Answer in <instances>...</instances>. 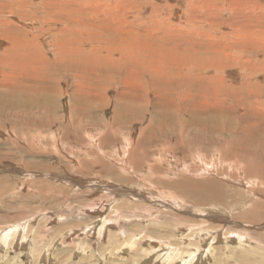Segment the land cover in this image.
Segmentation results:
<instances>
[{"label": "rangeland", "instance_id": "1", "mask_svg": "<svg viewBox=\"0 0 264 264\" xmlns=\"http://www.w3.org/2000/svg\"><path fill=\"white\" fill-rule=\"evenodd\" d=\"M45 1L0 0V264H264V0Z\"/></svg>", "mask_w": 264, "mask_h": 264}, {"label": "bare ground", "instance_id": "2", "mask_svg": "<svg viewBox=\"0 0 264 264\" xmlns=\"http://www.w3.org/2000/svg\"><path fill=\"white\" fill-rule=\"evenodd\" d=\"M61 1H64V3H62L63 5L65 4V0H61ZM199 1V0H198ZM57 2H59V1H57ZM107 2V1H106ZM97 3H98V1H97ZM100 4V3H99ZM113 4V3H112ZM117 5H118V3H116ZM41 5H43L44 7H47V8H49V11H46L45 13H46V16L48 15V17H50V19H51V21L52 22H54V23H57L55 20H54V18L55 17H53V16H55V15H58L59 14V12L56 10V8H55V3H50L49 2V0H46L45 1V3H43V4H41ZM58 5V4H57ZM62 5V6H63ZM66 5H68V4H66ZM97 5V4H96ZM124 5V4H123ZM69 6V5H68ZM97 7V6H96ZM43 8V7H42ZM41 8V9H42ZM65 8V7H64ZM71 9V8H70ZM69 9V10H70ZM84 9V8H83ZM15 10V9H14ZM63 10V9H62ZM191 10V9H190ZM189 10V11H190ZM21 11V10H20ZM65 11H66V9H65ZM64 11V12H65ZM75 11V10H74ZM15 12V11H14ZM37 11H35V13H36ZM71 12V11H70ZM77 12V11H76ZM75 12V13H76ZM11 13V12H10ZM9 13V14H10ZM41 13V12H40ZM60 13H61V11H60ZM63 13V12H62ZM61 13V14H62ZM66 13V12H65ZM64 13V14H65ZM86 13V12H85ZM110 13V11H108V14ZM14 14V13H13ZM67 14V13H66ZM72 14V13H71ZM74 14V13H73ZM81 14V13H80ZM37 15V14H36ZM75 15V14H74ZM76 15H78V14H76ZM109 15H111V14H109ZM60 16H62V15H60ZM112 16V15H111ZM191 16V15H190ZM12 17V16H11ZM19 17V16H18ZM39 17V16H38ZM48 17H46V18H48ZM72 17H73V15H72ZM78 18H79V15L77 16ZM82 17V16H81ZM80 17V18H81ZM97 17H99V16H97ZM106 17V16H105ZM45 18V17H44ZM74 18V17H73ZM13 19V18H12ZM42 19V18H41ZM60 19V18H59ZM63 19V18H62ZM191 19V18H190ZM22 20V19H21ZM65 20V19H64ZM74 21H75V19H73ZM156 20H157V18H156ZM196 20V19H195ZM25 21V20H24ZM44 21H46V20H44ZM23 22V21H22ZM30 22V21H29ZM51 22V23H52ZM83 22V21H82ZM85 22H87V24H90L88 21H85ZM117 22V21H116ZM46 23V22H45ZM50 23V22H49ZM63 23V22H62ZM65 23H66V20H65ZM112 23H115V22H112ZM118 23V22H117ZM47 24V23H46ZM86 24V23H85ZM98 24V23H97ZM8 25H9V22H8ZM42 25V24H41ZM45 25V24H44ZM48 25V24H47ZM46 25V26H47ZM43 26V25H42ZM66 26V25H65ZM83 26V25H82ZM110 26V25H109ZM155 26V25H154ZM39 27H40V25H39ZM44 27V26H43ZM52 27V26H51ZM71 27V26H70ZM70 27H69V25H67L66 27H65V29L64 30H60V31H56V33L54 32V31H51V32H53V33H55L56 35H58V36H60V35H63V36H65V35H69V34H71V32L73 31L72 29H70ZM94 27V26H93ZM121 27V26H120ZM40 28H42V27H40ZM39 28V29H40ZM83 28V27H82ZM82 28L81 29H78L77 31H80V30H82ZM108 28V27H107ZM107 28H105V29H107ZM38 29V28H37ZM41 30V29H40ZM51 30H52V28H51ZM55 30H57V29H55ZM48 31V30H47ZM91 31V30H90ZM107 32V31H106ZM49 33V32H48ZM77 33V32H76ZM93 33V32H92ZM138 33V32H137ZM52 34V33H51ZM91 34V33H90ZM110 34V33H109ZM180 34V33H179ZM54 35V34H53ZM117 36V35H116ZM136 36V35H135ZM241 36H244V37H246L247 39H253L254 40V38H248L245 34H243V35H241ZM66 37V36H65ZM115 37V36H114ZM239 37H240V35H239ZM239 37H237V38H239ZM257 37H259V35L257 36ZM144 38V37H143ZM117 40V39H116ZM144 40V39H143ZM242 40V39H241ZM244 40V39H243ZM246 40V39H245ZM254 41H258L256 38H255V40ZM157 42H160V41H157ZM239 42H241V41H239ZM238 42V43H239ZM243 42V41H242ZM247 42V41H246ZM140 45H142V43L141 42H138ZM225 43V42H224ZM131 43L129 42V45H130ZM162 44V43H161ZM235 44H236V42H235ZM247 44V43H246ZM249 44H252L251 42H249ZM128 45V44H127ZM128 45V46H129ZM132 45V44H131ZM237 45V44H236ZM211 46V45H210ZM242 46V45H241ZM239 47V48H243V47ZM134 48H136L137 46H133ZM121 48V47H120ZM123 48V47H122ZM125 48H128L129 49V47H125ZM131 48V47H130ZM168 49V48H167ZM218 49V48H217ZM119 50V49H118ZM126 50V49H125ZM131 50H135V49H131ZM137 50V49H136ZM140 50L142 51V50H144V48H143V46L142 47H140ZM120 51V53H121V50H119ZM123 51V50H122ZM128 51V50H127ZM149 54H151V56H153V57H151V59L150 60H153L154 61V63H156L157 64V66H158V68H157V66H156V68H154L155 67V65H154V67H153V69L158 73V74H160V73H164L166 76H168L169 75V73L168 72H166L165 70H164V67H166V65L167 64H165L164 65V63L166 62L165 61V59L166 58H164V46H160V47H158V48H150L149 50ZM170 51V50H169ZM69 52H73V51H71V50H68V51H65L64 50V53L66 54V55H68L69 54ZM117 52V51H116ZM129 52V51H128ZM140 52V51H139ZM179 53L178 52V50H176V49H173V50H171L169 53H172V55L174 56V54L175 53ZM58 53V52H57ZM131 53V52H130ZM141 53V52H140ZM148 53V52H147ZM227 53V52H226ZM229 53H231V51H229ZM60 54V53H59ZM110 54H111V52H110ZM145 54H146V52H145ZM144 54V55H145ZM222 54V53H221ZM233 54V53H232ZM124 55V54H123ZM128 55V54H127ZM130 55H132V54H130ZM135 55V54H134ZM180 55V54H179ZM178 55V56H179ZM65 56V55H64ZM75 56H78V52L76 51L75 52ZM95 56V55H94ZM121 56V55H120ZM126 56V55H125ZM182 56V55H181ZM223 56H225V55H223ZM228 56V55H227ZM230 56V55H229ZM123 57V56H122ZM148 57V56H147ZM168 57H170V55L168 56ZM231 57V56H230ZM65 58V57H64ZM149 58H150V56H149ZM164 58V60L163 61H165L164 63H163V61H162V59ZM172 58V57H171ZM170 58V59H171ZM182 58V57H181ZM183 58H185L184 56H183ZM182 58V59H183ZM226 57H224V59H225ZM123 59V58H122ZM133 59H134V57H133ZM174 59H176L175 60V62H182L180 59H178V58H176V57H174ZM86 60V59H85ZM85 60H84V62H85ZM124 60H125V58H124ZM123 60V61H124ZM127 61H128V59H126ZM129 61H131L132 62V60H130L129 59ZM135 61V60H134ZM169 61V60H168ZM198 62H200L199 60H197ZM206 61V60H205ZM209 61L211 62V60L209 59ZM208 61V62H209ZM99 62V61H98ZM152 62V61H151ZM174 62V63H175ZM228 62V61H227ZM86 63H88V64H91V61L89 60V61H87ZM112 63V62H111ZM145 63H147L146 61H145ZM167 63V62H166ZM189 63V62H188ZM202 63V62H201ZM229 63V62H228ZM235 63V62H234ZM114 64V63H113ZM112 64V65H113ZM133 64V63H132ZM137 64H139V63H137ZM172 64V63H171ZM175 64H177V63H175ZM206 64V63H205ZM236 64V63H235ZM98 66V65H97ZM102 66V65H101ZM121 66V65H120ZM133 66V65H132ZM136 66V65H135ZM173 66H174V64H173ZM142 67V66H141ZM144 67V66H143ZM227 67V66H226ZM144 68H146V66L144 67ZM168 69V68H167ZM225 69V68H224ZM85 71V70H84ZM182 72V71H181ZM227 72H231V70L229 69ZM232 73V72H231ZM151 74H152V72H151ZM190 74V73H189ZM240 74V73H239ZM185 79V78H184ZM166 80V79H165ZM136 81H138V80H136ZM135 81V82H136ZM161 81V80H160ZM164 81V80H163ZM166 84V83H165ZM178 86V85H177ZM80 87V86H79ZM180 88V87H179ZM233 94H236L235 92L233 93ZM93 95V94H92ZM237 95V94H236ZM138 100V99H137ZM133 106V105H132ZM238 106V105H237ZM91 107V106H90ZM73 110V109H72ZM71 110V111H72ZM179 111V110H178ZM248 111V110H247ZM246 111V112H247ZM172 112H173V110H172ZM253 112V111H252ZM248 113V112H247ZM253 114H255V113H253ZM248 125H250V124H248ZM245 126V125H244ZM248 127V126H247ZM249 137V136H248ZM248 139V138H247ZM244 140H246L245 138H244ZM253 141H251V143H252ZM127 145V144H126ZM127 147V146H126ZM125 149V148H124ZM123 150V149H122ZM119 152V151H118ZM121 152V151H120ZM84 153V152H83ZM120 154H122V153H120ZM104 156H106V155H104ZM219 158V157H218ZM220 159V158H219ZM226 158H224V160H225ZM118 160V159H117ZM237 162V161H236ZM207 163V162H206ZM210 166V165H209ZM262 167V166H261ZM258 168V167H257ZM262 169H263V167H262ZM34 218V217H33ZM29 225V224H28ZM224 226V225H223ZM217 227V226H216ZM102 230V229H101ZM3 231H6L5 229L3 230ZM2 231V232H3ZM4 233V232H3ZM8 233V232H7ZM31 234V233H30ZM10 235V234H9ZM13 236V235H12ZM20 236V235H19ZM8 237V236H7ZM10 237V236H9ZM2 238H3V241H2V243H0V244H4V243H6L5 241H6V234H3L2 235ZM10 238H13V237H10ZM236 240H238V239H236ZM29 242V241H28ZM4 247V246H3ZM120 249H121V247H120ZM208 249V248H207ZM162 250H165V249H162ZM172 250V249H171ZM161 251V250H160ZM173 251V250H172ZM204 251V250H203ZM162 252V251H161ZM167 252V253H166ZM171 252V251H170ZM195 253V252H194ZM169 252H168V250L166 251L165 250V252H163V254L162 255H164V258L166 259V257H167V255L169 256ZM181 255H184V254H180V256ZM178 256V255H177ZM204 256V255H203ZM163 257V256H162ZM161 257V258H162ZM172 257V256H171ZM200 257H201V255H200ZM173 258V257H172ZM172 258H169V261H172L173 259ZM182 258V257H181ZM166 262V261H165ZM186 264H189V263H186Z\"/></svg>", "mask_w": 264, "mask_h": 264}]
</instances>
